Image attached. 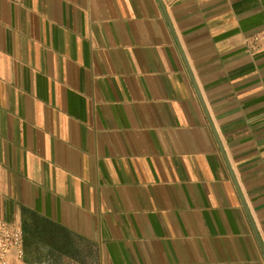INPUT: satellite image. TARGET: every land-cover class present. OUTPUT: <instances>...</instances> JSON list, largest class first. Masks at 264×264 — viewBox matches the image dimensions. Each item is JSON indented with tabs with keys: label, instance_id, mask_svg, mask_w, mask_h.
<instances>
[{
	"label": "crops",
	"instance_id": "0c3cea01",
	"mask_svg": "<svg viewBox=\"0 0 264 264\" xmlns=\"http://www.w3.org/2000/svg\"><path fill=\"white\" fill-rule=\"evenodd\" d=\"M264 0H0L9 264H264Z\"/></svg>",
	"mask_w": 264,
	"mask_h": 264
},
{
	"label": "built area",
	"instance_id": "2783aa9c",
	"mask_svg": "<svg viewBox=\"0 0 264 264\" xmlns=\"http://www.w3.org/2000/svg\"><path fill=\"white\" fill-rule=\"evenodd\" d=\"M264 34L254 33L248 40L251 49L262 47ZM15 252L18 257L24 254L23 229L9 221L0 220V264H9V255Z\"/></svg>",
	"mask_w": 264,
	"mask_h": 264
}]
</instances>
